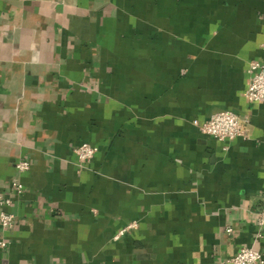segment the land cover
Here are the masks:
<instances>
[{
    "label": "crops",
    "instance_id": "crops-1",
    "mask_svg": "<svg viewBox=\"0 0 264 264\" xmlns=\"http://www.w3.org/2000/svg\"><path fill=\"white\" fill-rule=\"evenodd\" d=\"M252 62L264 63V0H0V191L24 186L0 264L264 255ZM220 111L240 117L245 139L192 124ZM84 143L98 151L79 165Z\"/></svg>",
    "mask_w": 264,
    "mask_h": 264
},
{
    "label": "built area",
    "instance_id": "built-area-1",
    "mask_svg": "<svg viewBox=\"0 0 264 264\" xmlns=\"http://www.w3.org/2000/svg\"><path fill=\"white\" fill-rule=\"evenodd\" d=\"M249 85L245 97L250 103H264V63L252 62L249 65ZM192 124L204 135L210 136L220 142L245 139L246 132L243 129L242 121L238 115L231 111H220L214 113L209 119L200 123L194 120ZM97 147L84 143L75 150V156L79 165L89 163L97 153ZM31 168L29 161L20 160L16 163L15 169L18 175L28 172ZM24 193V186L19 178H15L9 189V193L0 191V228L8 231L15 224V216L9 211L12 205V194L20 196ZM258 226L264 228V197L262 206L258 213ZM138 227L137 222H132L121 229L114 237L120 239L129 231ZM228 232L231 229L227 230ZM8 242L0 240V248H6ZM229 264H264V255L252 247H242L229 260Z\"/></svg>",
    "mask_w": 264,
    "mask_h": 264
}]
</instances>
